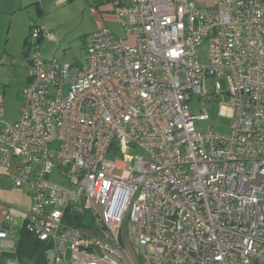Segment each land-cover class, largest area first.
Instances as JSON below:
<instances>
[{
  "label": "built area",
  "instance_id": "2783aa9c",
  "mask_svg": "<svg viewBox=\"0 0 264 264\" xmlns=\"http://www.w3.org/2000/svg\"><path fill=\"white\" fill-rule=\"evenodd\" d=\"M106 1L125 38L95 30L63 63L36 26L18 119L0 105V169L32 198L24 227L48 264H264V0ZM207 102L229 134L196 128ZM13 220L6 209L12 253Z\"/></svg>",
  "mask_w": 264,
  "mask_h": 264
},
{
  "label": "rangeland",
  "instance_id": "374dc122",
  "mask_svg": "<svg viewBox=\"0 0 264 264\" xmlns=\"http://www.w3.org/2000/svg\"><path fill=\"white\" fill-rule=\"evenodd\" d=\"M52 18L55 23L60 24V27H55L54 29L58 42H45L42 44L40 52H42L44 57L48 60L57 59L63 63H73L76 61V58L82 60L85 53V45L84 41L78 36L82 29L81 13L73 8H66L60 12L54 10ZM7 28L8 26L5 22L2 28L0 27V105L4 106L8 121L14 122L18 119L24 104L23 90L27 86L26 81L30 70H28V61L32 60L35 47H31L28 56L24 53V45L21 42H10L6 44L5 41L7 37L5 33ZM113 32L119 38H125L120 25H115ZM28 37V43H34L35 45L36 40H33L30 34ZM198 58L201 65L205 66L209 64V45L207 42L198 48ZM216 80L217 79H214V82ZM219 82L225 93L221 101L228 103L230 101V96L228 94L229 84L224 78L219 79ZM202 103L203 100L201 99L192 106V110L195 114H199ZM207 106L210 119L197 121L195 124L196 128L202 132L216 130L223 134H229L233 121L230 119L228 112L226 111L225 114H223L221 107L217 103L207 102ZM135 153L143 154L140 150H136ZM5 193L8 195V192ZM3 200L5 205L10 207L12 215L19 219L22 213L16 210V208H18L16 203L10 200L6 195ZM18 221L21 222L18 228L14 227L13 224L11 226L15 231H19L23 225V220Z\"/></svg>",
  "mask_w": 264,
  "mask_h": 264
},
{
  "label": "crops",
  "instance_id": "0c3cea01",
  "mask_svg": "<svg viewBox=\"0 0 264 264\" xmlns=\"http://www.w3.org/2000/svg\"><path fill=\"white\" fill-rule=\"evenodd\" d=\"M195 1L203 8H213L217 2V0ZM66 8H73L81 13L82 29L78 36L84 41V45L88 35L95 30L108 28L113 32L115 25H120L119 19L114 13L113 5L106 0H0V27L2 28L4 22L8 26L5 33L7 37L5 43L21 42L24 45V53L29 56L33 43H28V35H31L32 29L36 26L46 25L54 33L55 27H60V24L55 23L52 18L54 10L60 12ZM39 42L41 51L42 44L45 42L52 43L53 41L41 38ZM42 56L44 57L43 54ZM31 62L32 60L28 61V70H31ZM29 75L26 84H28ZM8 175L9 172L7 170L0 169V230L4 229L5 210L10 209L4 203L3 199H5V195L16 203L18 207L16 210L22 213L19 219L15 216L12 222L13 226L18 228L21 224L18 220H23L22 229L24 227L25 216L30 212L32 207L30 188L28 186L13 187ZM5 192H8V195ZM21 229L19 231L13 229L18 238ZM12 246L13 242L11 240L0 238V264H3L9 258H5L4 256L13 252Z\"/></svg>",
  "mask_w": 264,
  "mask_h": 264
},
{
  "label": "trees",
  "instance_id": "16d2710c",
  "mask_svg": "<svg viewBox=\"0 0 264 264\" xmlns=\"http://www.w3.org/2000/svg\"><path fill=\"white\" fill-rule=\"evenodd\" d=\"M47 249V244L39 241L23 227L19 233L16 251L5 254L4 257H16L21 264H48L46 258Z\"/></svg>",
  "mask_w": 264,
  "mask_h": 264
}]
</instances>
